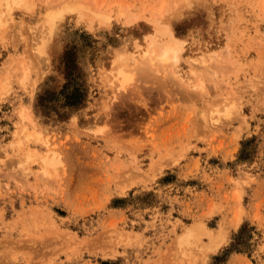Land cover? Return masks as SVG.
<instances>
[{"label": "rangeland", "instance_id": "1", "mask_svg": "<svg viewBox=\"0 0 264 264\" xmlns=\"http://www.w3.org/2000/svg\"><path fill=\"white\" fill-rule=\"evenodd\" d=\"M72 1L0 22V264H264V0H81L40 56L31 29ZM192 18L171 70H144L161 29ZM241 223L250 242L227 255L218 239Z\"/></svg>", "mask_w": 264, "mask_h": 264}, {"label": "snow or ice", "instance_id": "2", "mask_svg": "<svg viewBox=\"0 0 264 264\" xmlns=\"http://www.w3.org/2000/svg\"><path fill=\"white\" fill-rule=\"evenodd\" d=\"M39 6L40 8L43 9L45 7V4L41 3ZM185 6L191 8L193 5L192 3L188 2L185 4ZM8 7L9 8L11 7L21 8L25 10V14H30L32 13V10L34 7H36V5L33 3V0H11V2L8 4ZM61 16H62V13L54 14L52 12H49L48 19L46 21H42L43 27H41V24H37L35 25L34 28L31 29V31L33 32H35L36 29H41L40 34L37 35L35 37V40L33 41L34 44L40 45L38 48L35 49L39 53L40 56L45 55V52L43 51V49L49 41L50 33L55 32V35L53 36V39H52V45H56L58 42H61L64 37L68 36V33L57 30L56 21ZM198 23H199L198 20L192 18V19L186 20L181 26H179L177 30V37H180V38L179 39L172 38L171 42L167 45L166 49L163 51V55L160 56L159 59L163 61L164 63H169L170 62L169 58L171 56L172 60H175L176 62H178V55L180 51L183 50V47H184V40H183L184 34L189 29H194L196 24ZM24 31H25L24 27L21 26V28L19 29V32H20L19 39L21 42H23L25 39V36L23 35ZM70 31L72 32V35L74 36L75 32L73 30H70ZM152 31L153 29L151 27L146 26L143 29V31L139 33L140 40L135 41V45L137 48H139L141 44H143L144 41L148 39V37L144 35V32H152ZM124 50H125L124 48H120V51H115V50L109 51V55H115L116 57V61L112 65L114 68L117 63H119L120 61L124 59V57L120 55V52ZM143 55L148 56L149 53L145 52ZM151 63L153 67L155 68L156 60L155 59L152 60ZM124 75L125 74L123 70H121L120 76H118L117 79L119 80L121 77H124ZM198 90H203V86L200 85L197 87V89H194V91H198ZM28 111L29 109H25L24 111L20 113V115L24 119H28V116L26 115ZM25 131L27 130L25 129ZM261 135H264V126H262ZM21 167H23V165H21ZM161 183H164V181L161 180ZM113 194L118 196V195H124L125 193L120 192V191H115ZM230 231H231V236L227 233L222 234L219 237V241H218V246L227 255H230L233 251L243 250L245 247L248 246L250 242V230H249L248 223H241L239 224L238 228L233 227ZM113 264H122V261L116 260L113 262ZM212 264H219V262L216 260H213ZM223 264H230V262L227 259H225Z\"/></svg>", "mask_w": 264, "mask_h": 264}, {"label": "bare ground", "instance_id": "3", "mask_svg": "<svg viewBox=\"0 0 264 264\" xmlns=\"http://www.w3.org/2000/svg\"><path fill=\"white\" fill-rule=\"evenodd\" d=\"M11 2V0H0V22H3V20H2V15H3V13H5L6 12V14H8L7 12H11L10 10L13 8V7H11V8H9L8 7V4ZM73 2V1H72ZM71 2V3H72ZM82 1L80 0V1H78V0H75L72 4H70L69 2H66L63 6H62V8H60V9H57V8H52V9H48V12H47V14H46V16H47V19H48V13L49 12H52V13H54V14H59V13H63L64 11H66V10H79L80 12L83 10V8L84 7H86V5H84L83 3H81ZM162 5V4H161ZM160 7H158L157 8V10L159 9ZM163 9V8H162ZM88 10V9H87ZM86 11V10H85ZM159 11H160V9H159ZM82 13H83V11H82ZM120 13V12H119ZM118 13V14H119ZM125 13V12H124ZM11 14V13H10ZM120 14H123V13H120ZM131 14V13H130ZM99 15V17L101 18V20L102 19H106V21H107V19H109V15H105V14H103V13H99L98 14ZM128 15V14H127ZM132 15V14H131ZM131 15H128V20H129V18H131ZM11 16H12V14H11ZM82 16V15H81ZM130 16V17H129ZM133 17H134V15H133ZM9 18H10V16H9ZM9 18H8V20H9ZM12 18V17H11ZM135 19H137L138 17H134ZM6 19V18H5ZM46 19V20H47ZM135 19H133V20H129L130 22L131 21H134ZM5 21V20H4ZM103 21V23H104V20H102ZM105 21V22H106ZM90 22V21H89ZM108 22V21H107ZM110 22V21H109ZM127 23V22H126ZM110 24V23H109ZM157 24V23H156ZM159 24V23H158ZM2 25H4V23L2 24ZM165 24H161V25H159L158 27H162V26H164ZM167 25V24H166ZM169 25V24H168ZM3 27V26H2ZM2 27H1V29H2ZM157 27V29L159 30L160 28H158ZM166 27V29L163 31V29H161V34L163 33V32H165V34H168V38L167 39H165V40H163L162 42H160V43H158V41H157V39H155V37L151 40L152 41V43H151V45H149L148 44V46L149 47H147L146 48V50H145V52H147V53H149V55L148 56H144L143 55V57H145V59H144V61H143V64H144V67H143V65H141L142 67H143V69L145 70V67L146 66H149V68L150 69H154V71L156 70V71H158V70H160L161 68H163L164 70H166L167 68H169V66L171 65V63H173V62H176L175 60H172L171 59V56H170V62L169 63H164L163 61H161L160 59H159V57L160 56H162L163 55V51L166 49V47H167V45L171 42V40H172V38H177V39H179L174 33H173V31H172V29L170 28V26L168 27V26H165ZM4 29H5V27H3ZM156 29V28H155ZM156 29V30H157ZM158 30H157V32H158ZM160 31V30H159ZM155 33V32H154ZM160 33V32H159ZM164 34V33H163ZM151 35V34H150ZM151 36V37H152ZM157 37V36H156ZM157 41V42H155V40ZM150 41V42H151ZM144 52V53H145ZM181 52L182 51H180V53H179V55H178V61L180 60V58H181ZM143 53V54H144ZM217 53V52H216ZM153 54H155V55H153ZM211 54V53H210ZM124 55V54H123ZM127 55V54H126ZM203 55V54H202ZM214 55V54H213ZM206 56H208V54H206ZM203 57H204V55H203ZM203 57H201L200 56V58H203ZM125 58V57H124ZM127 58V57H126ZM116 59V58H115ZM156 60V66H155V68L153 67V65H152V63H151V61L152 60ZM192 60V59H191ZM194 60V59H193ZM204 60V59H203ZM123 61V60H122ZM196 62H199V60L197 61V60H195ZM194 61V62H195ZM202 61V60H201ZM205 61V60H204ZM176 65V64H175ZM24 66H26V65H23V67ZM119 66H121V65H118V66H116L117 68L119 67ZM115 67V68H116ZM148 68V69H149ZM171 66H170V70H171ZM24 69H26V68H24ZM24 69H23V71H24ZM111 69V68H110ZM148 69H147V71H148ZM28 70V69H27ZM113 70V69H112ZM111 70V71H112ZM115 70V69H114ZM113 70V71H114ZM121 70H123V72H124V77H121L120 79H119V81H120V83H121V85L123 86V88H125L124 87V85L126 84V83H128V81H130V79L132 78V76L130 75V73L128 72V71H126V70H124V69H122V68H119V69H117L116 71H117V73L116 74H118V76H120V72H121ZM112 71V72H113ZM151 71H153V70H151ZM142 72V71H141ZM25 73H26V71H25ZM115 72H113L111 75L113 76V75H116V74H114ZM144 73V72H143ZM147 73V72H146ZM27 74V73H26ZM117 76V75H116ZM117 76V77H118ZM117 77H115V76H113V78H117ZM115 80V79H114ZM113 80V81H114ZM112 81V82H113ZM116 82H119V81H117V80H115ZM113 83H115V82H113ZM118 85V84H117ZM120 85V84H119ZM120 85V86H121ZM127 85V84H126ZM218 120V119H217ZM216 120V121H217ZM215 121V120H214ZM107 126V125H106ZM105 126V127H106ZM101 131V130H100ZM39 132V131H38ZM28 132L27 133V139H31L32 137H35V139H37V140H42V138H44L43 136H41V132ZM14 134V133H13ZM43 141H45L44 139H43ZM45 142H47V141H45ZM47 144H48V142H47ZM50 151H52V154H48V153H46V155H44L43 156V154H42V157H41V155H38V153L35 151V152H32L31 154L29 153V158H33V157H35V156H40V159L44 162V164L46 165V166H57V164H58V162H59V158L57 157V152L55 151V150H53V149H50ZM49 152V151H48ZM43 171H44V173L45 174H49V171L45 168V167H43ZM201 224H203V223H201ZM195 225V224H194ZM194 225H192V227L194 226ZM197 225V224H196ZM200 227H205L204 225H200L199 224V228ZM189 228V227H188ZM196 230V232H199L198 230H199V228H198V225L196 226V227H194ZM197 228H198V230H197ZM202 229V228H201ZM204 230H205V228L204 229H202L201 230V233H202V231L204 232ZM191 231L192 230H190V232L187 230V232H189V233H191ZM195 231H192L193 233H196ZM206 231V230H205ZM204 233H206V235H208L207 233L208 232H204ZM210 234V233H209ZM212 234V233H211ZM192 235H194V234H192ZM205 235V234H204ZM185 237H189V234H188V236L186 235ZM209 237H211V238H213L212 237V235H208V238ZM215 237H216V235H215ZM219 237V236H218ZM210 238V241H212V239ZM219 240V239H218ZM212 243H214V240L212 241ZM215 244H217L216 242H215ZM215 244H213V245H215ZM212 245V246H213ZM216 246V245H215ZM212 249V248H211ZM214 251V250H213Z\"/></svg>", "mask_w": 264, "mask_h": 264}]
</instances>
